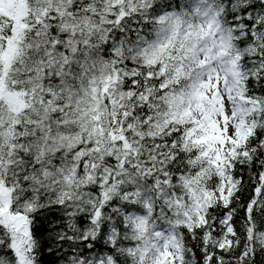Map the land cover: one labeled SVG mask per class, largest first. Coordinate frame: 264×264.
I'll list each match as a JSON object with an SVG mask.
<instances>
[{"label": "snow or ice", "instance_id": "snow-or-ice-1", "mask_svg": "<svg viewBox=\"0 0 264 264\" xmlns=\"http://www.w3.org/2000/svg\"><path fill=\"white\" fill-rule=\"evenodd\" d=\"M0 264H264V0H0Z\"/></svg>", "mask_w": 264, "mask_h": 264}]
</instances>
